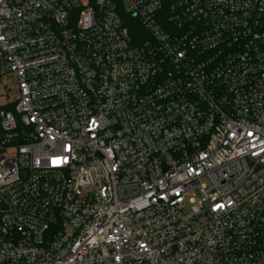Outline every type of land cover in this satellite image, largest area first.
<instances>
[{"label":"built area","instance_id":"2783aa9c","mask_svg":"<svg viewBox=\"0 0 264 264\" xmlns=\"http://www.w3.org/2000/svg\"><path fill=\"white\" fill-rule=\"evenodd\" d=\"M0 264H264V0H0Z\"/></svg>","mask_w":264,"mask_h":264},{"label":"rangeland","instance_id":"374dc122","mask_svg":"<svg viewBox=\"0 0 264 264\" xmlns=\"http://www.w3.org/2000/svg\"><path fill=\"white\" fill-rule=\"evenodd\" d=\"M133 21H135L134 19H133ZM192 194V193H191Z\"/></svg>","mask_w":264,"mask_h":264}]
</instances>
